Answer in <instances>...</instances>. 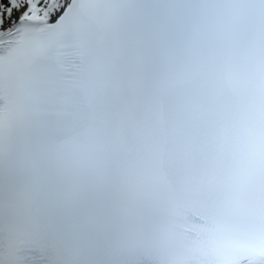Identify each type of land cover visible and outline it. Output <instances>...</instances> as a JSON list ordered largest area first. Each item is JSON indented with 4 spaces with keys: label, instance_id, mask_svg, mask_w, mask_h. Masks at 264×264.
I'll return each mask as SVG.
<instances>
[{
    "label": "snow or ice",
    "instance_id": "1",
    "mask_svg": "<svg viewBox=\"0 0 264 264\" xmlns=\"http://www.w3.org/2000/svg\"><path fill=\"white\" fill-rule=\"evenodd\" d=\"M0 264H264V0H0Z\"/></svg>",
    "mask_w": 264,
    "mask_h": 264
}]
</instances>
